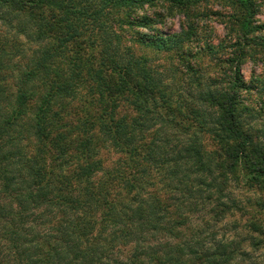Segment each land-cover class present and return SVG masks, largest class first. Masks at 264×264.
Instances as JSON below:
<instances>
[{
    "label": "trees",
    "instance_id": "obj_1",
    "mask_svg": "<svg viewBox=\"0 0 264 264\" xmlns=\"http://www.w3.org/2000/svg\"><path fill=\"white\" fill-rule=\"evenodd\" d=\"M261 9L0 0V264L248 261L207 230L236 209L230 184L264 194V142L242 120L259 91L241 73L264 61Z\"/></svg>",
    "mask_w": 264,
    "mask_h": 264
},
{
    "label": "rangeland",
    "instance_id": "obj_2",
    "mask_svg": "<svg viewBox=\"0 0 264 264\" xmlns=\"http://www.w3.org/2000/svg\"><path fill=\"white\" fill-rule=\"evenodd\" d=\"M151 11V10H150ZM160 13H165L161 9L158 10ZM181 16L170 17L167 15L163 20L162 28L166 31L180 30ZM258 23L264 25V9H261L260 14L256 17ZM161 26V25H160ZM213 35L211 36V43L217 44L225 37L223 28L217 24H213ZM5 28L0 26V38L7 37ZM5 33V34H4ZM200 37L204 40L205 34L200 33ZM197 44H194V52L196 51ZM147 56H151L146 53ZM162 58V57H161ZM205 62L203 65L208 66L209 59H203ZM13 62L16 63L14 60ZM156 63H163L161 59ZM241 73L244 81L253 87H256L259 94L256 96L253 91L252 94H244L243 105L248 110H242V120L245 124V128H253L259 133V140L264 142V84L255 80L264 77V61L257 62H245L241 67ZM220 86V84H219ZM223 86V84H221ZM247 126V127H246ZM204 141L207 144V138L204 137ZM209 148V147H208ZM116 156L109 155L106 167L111 166V161ZM231 187L227 188V204L234 202L236 209L230 210L227 214L218 222L212 223L208 228V234L214 236L216 239L227 238V242H233L238 248H242L249 252L248 261L242 262V264H264V234L256 232L259 229L264 232V209L262 205L264 203V194L255 190H247L241 187H235L230 184ZM230 197V199L228 198ZM257 244L251 246L250 244ZM238 264V263H237ZM241 264V263H240Z\"/></svg>",
    "mask_w": 264,
    "mask_h": 264
}]
</instances>
